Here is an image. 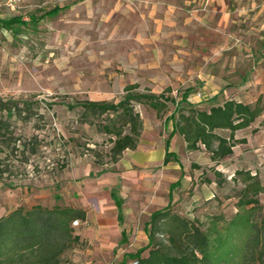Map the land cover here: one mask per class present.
<instances>
[{"label": "rangeland", "instance_id": "1", "mask_svg": "<svg viewBox=\"0 0 264 264\" xmlns=\"http://www.w3.org/2000/svg\"><path fill=\"white\" fill-rule=\"evenodd\" d=\"M34 3L45 5L33 11L0 9V20L19 16L25 22L13 32L0 29V100L25 102L22 110L31 109L23 120H12L0 141V219L35 206L82 210L86 223L72 225L79 241L62 264H133L136 260L125 258L147 248L153 212L170 204L172 214L207 225L210 216L229 219L235 214L241 188L240 180L234 181L237 171L257 175L264 186L261 116L250 129L235 134L233 154L218 165L204 148L187 149L183 138L172 133L171 117L184 96L202 109L242 98L238 89L251 66L231 63L235 49L216 58L214 46L218 41L260 44L264 0L241 1V15L233 16L237 30L195 32L185 49L169 48V16L156 17L149 9L135 14L127 7L133 0ZM55 7H62L58 15L31 21ZM205 43L209 45L203 50L200 44ZM203 75L209 77L206 82ZM131 87L135 89L128 91ZM131 92L163 95L175 103L168 101L162 113L144 102L132 104L142 121L140 142L135 151L113 162L108 156L110 136L101 131L107 117L81 119L80 109L70 112L66 105L115 104ZM244 97L242 101L249 100ZM260 99L264 109V96ZM167 154L170 162L165 165ZM116 200L121 201L120 212ZM254 215L262 227L264 194ZM260 249L245 264H262ZM141 256L147 257L148 250Z\"/></svg>", "mask_w": 264, "mask_h": 264}, {"label": "trees", "instance_id": "2", "mask_svg": "<svg viewBox=\"0 0 264 264\" xmlns=\"http://www.w3.org/2000/svg\"><path fill=\"white\" fill-rule=\"evenodd\" d=\"M60 11V8L55 7L31 21L39 23L58 15ZM24 24L21 17L15 16L0 20V29L13 32L15 26ZM133 89L128 88V91ZM163 97L131 92L115 104L84 101L74 106L67 104L66 107L70 112L80 109L81 119L87 115L93 116L95 120L107 117L101 131L110 136L108 156L116 162L124 152L135 151L140 142L142 121L132 104L144 102L157 113H162L168 101L175 103L174 99L164 100ZM182 101L171 116L172 133L183 138L189 151L204 148L216 165L233 154L235 134L250 129L263 112L260 98L254 105L235 100L213 102L208 109L188 101L186 96ZM20 104L27 105L25 102L0 100L2 143L12 120H23V115H26L24 112L31 113L29 107L22 110ZM221 132L229 134L227 136ZM169 162L170 156L167 154L163 163L167 165ZM1 165L0 161V172ZM237 180H240L241 188L236 193V212L231 218L213 215L207 225L200 226L197 220L190 221L172 214L169 204L150 216L145 249L148 250V256L142 257L145 250H138L125 260H136V264H245L255 256L254 249L261 247L258 257L264 264V225L257 227L254 222L264 186L257 175L249 171H237L234 181ZM116 205L120 212L121 201L116 200ZM75 221L85 222L86 213L60 205L52 209L35 206L28 211L16 210L1 218L0 264H62L63 256L79 241L72 226Z\"/></svg>", "mask_w": 264, "mask_h": 264}, {"label": "crops", "instance_id": "3", "mask_svg": "<svg viewBox=\"0 0 264 264\" xmlns=\"http://www.w3.org/2000/svg\"><path fill=\"white\" fill-rule=\"evenodd\" d=\"M133 1L134 4L132 6L128 5L127 7L133 10L135 14H141V11L149 9L156 17L169 16V48L178 49L182 47L185 49L189 46L190 42L195 39L194 35L191 36V34H195V32L203 34L206 32L223 34L228 31L233 32L237 30L238 24L237 21L233 19V16L241 15V11H239L240 2L243 0ZM146 3H149V5L146 6ZM44 5V3L36 4L34 3V0H29V2L23 7L27 8L29 11H33L42 9ZM58 8L62 11V7ZM200 40L206 43L210 42V40L205 38H201ZM206 43L203 45L200 44L203 50H206L209 45ZM229 49L236 50V53L232 55L230 54L232 64L239 66L245 64L251 66L246 70L243 76V80L245 81L244 86L239 87L237 94L242 96L243 99L245 98L244 96H248L247 98H249V100L242 101L241 98L235 99V101L242 104L253 105L259 98H263L264 96V40L257 45H242L237 43L228 44L218 41L214 46V51L216 50L214 55L219 59L221 58V53ZM242 51H245L246 53L243 54ZM175 58H177V56ZM181 63L183 64V60ZM208 78V76L203 75L204 82H206ZM261 117L264 119V109ZM115 206L117 208V205ZM123 234L125 237H123ZM121 236L123 239L126 238L124 231L121 232Z\"/></svg>", "mask_w": 264, "mask_h": 264}, {"label": "built area", "instance_id": "4", "mask_svg": "<svg viewBox=\"0 0 264 264\" xmlns=\"http://www.w3.org/2000/svg\"><path fill=\"white\" fill-rule=\"evenodd\" d=\"M28 2L29 0H0V9L2 7H6L9 9L15 10V9L22 8ZM198 97H200V94L198 95ZM78 225H79L78 221L73 222V226H78ZM133 264H136V262H134Z\"/></svg>", "mask_w": 264, "mask_h": 264}]
</instances>
